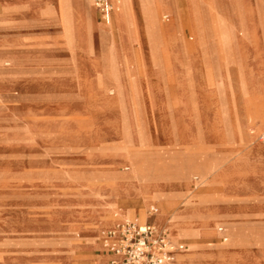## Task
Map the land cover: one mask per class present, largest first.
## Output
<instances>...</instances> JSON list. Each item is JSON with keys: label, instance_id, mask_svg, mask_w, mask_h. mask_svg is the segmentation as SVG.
Instances as JSON below:
<instances>
[{"label": "rangeland", "instance_id": "1", "mask_svg": "<svg viewBox=\"0 0 264 264\" xmlns=\"http://www.w3.org/2000/svg\"><path fill=\"white\" fill-rule=\"evenodd\" d=\"M19 1L0 0V264H94L105 256L103 231L111 226L103 216L127 217L142 206L138 193L117 182L133 174L136 162L145 180L150 173L171 181L177 169L187 171L185 192L206 196L192 210L209 224L184 237H200L188 239L185 252L231 244L228 264H264V129L232 127L231 107L222 101L231 83L207 76L217 68L206 57L184 67L206 74L199 83L206 113L199 114L197 100L190 92L182 98L170 76L179 80V48L173 62L169 51L170 36L180 41L185 26L264 25V0H199L197 12L192 0H177L180 25L166 2L158 21L172 26L165 33L156 28L147 45L134 24L112 41L84 27L78 32L75 15L67 32L56 3L36 14ZM238 84L243 95L264 97V82ZM213 91L219 100L208 114ZM247 108L250 120L264 121V102ZM109 194L117 205L99 212ZM143 204L137 210L147 217L153 205Z\"/></svg>", "mask_w": 264, "mask_h": 264}, {"label": "crops", "instance_id": "2", "mask_svg": "<svg viewBox=\"0 0 264 264\" xmlns=\"http://www.w3.org/2000/svg\"><path fill=\"white\" fill-rule=\"evenodd\" d=\"M46 1L48 0H38L36 3H32L30 10L36 12V14L42 11L46 7ZM252 1V0H250ZM94 0H92V3ZM179 5L184 6V0H179ZM94 6V3H93ZM96 6H94L95 8ZM96 18L103 24H110L113 21L114 11L111 14L109 21H103L99 15L97 9H95ZM169 17L164 18L165 21H168ZM45 22V21H44ZM42 23V21L40 22ZM179 48V80L177 75L174 76V81H179V94L182 98L188 96L190 92L192 97L197 100L198 113L204 115L206 110L202 106V94L200 82H204L206 79V74L201 71L193 70L191 72L184 71V67L187 65L194 66L196 60H201L206 57L210 59L213 63L212 65L216 66V70L212 74L213 78L216 81H223L225 83H231L230 87L226 86L225 94L222 97V101L226 106L231 107L232 127L240 131H247L249 129H258L260 126L261 130L264 129V121L260 119H249L248 115L251 110L247 107H254L255 105L262 104L264 97L260 95L253 94L252 96L243 95L241 88L238 84L240 80L243 81H259L264 82V25H225V26H203V27H193L185 26L181 32L180 41L179 36H177L176 41L173 43V37L170 36L169 51H170V61L173 62V50ZM165 49L167 46L165 45ZM125 75H122L123 77ZM210 77V76H209ZM173 87V86H172ZM172 87H170L172 89ZM169 90V98L175 96L177 93L178 86L176 85L175 92ZM219 98H217L215 91L208 94V101L211 103V110L207 111L208 114L213 113L214 104L218 103ZM236 125V127H235ZM179 127L184 128L183 119L179 120ZM264 131L261 132V134ZM260 134V135H261ZM255 136V135H254ZM253 136L251 137L252 140ZM246 144L250 143V140H246ZM264 143V142H263ZM154 179L152 174H148L147 182L150 183ZM198 176L195 175L192 177L193 181H197ZM188 187L189 182H188ZM193 188H196V185L193 184ZM149 189V187L147 188ZM177 186H169L166 189L167 198H161L157 203L162 202L161 210L168 211L169 208H174L175 211L180 214V226L183 228L196 229L202 226H208V218H199L193 215V207H195L202 200L199 198H192L189 193L185 192V186L181 187V181L179 185L180 195L176 194ZM192 189V188H191ZM160 191H164L160 190ZM224 194V193H223ZM169 195V196H168ZM138 196L141 199L142 206L135 207L140 209L143 207V202L146 204L144 198L141 195ZM171 206V207H170ZM168 207V208H166ZM176 207V208H175ZM134 210L137 212H142L144 210ZM173 209V210H174ZM159 207L153 205L147 211V219L145 221H138L140 223H150L156 224L158 226H164L165 220L161 219L158 221ZM134 220V219H130ZM115 222V220H114ZM223 228V227H220ZM221 233L220 239L224 241L223 229L217 230ZM168 230V235L170 237ZM207 231H203L204 235ZM225 235L228 237L227 232ZM198 238H179L174 240L170 239L175 243H182L184 245L183 249L179 250L181 252L188 247V239L196 240ZM229 238V237H228ZM197 244H200L196 241ZM218 244V243H216ZM202 245V244H201ZM203 246V245H202ZM106 252L105 256L96 259L94 264H110V260L113 258V255ZM177 252V253H178ZM185 252V251H184ZM183 253V252H181Z\"/></svg>", "mask_w": 264, "mask_h": 264}, {"label": "bare ground", "instance_id": "3", "mask_svg": "<svg viewBox=\"0 0 264 264\" xmlns=\"http://www.w3.org/2000/svg\"><path fill=\"white\" fill-rule=\"evenodd\" d=\"M2 1H5V0H2ZM10 1H13V0H10ZM198 1L199 0L197 1L192 0V3L190 4L191 10L195 12L199 10ZM26 2L32 4V3H36L37 1L26 0ZM26 2L24 0V3ZM166 2L170 3V5L172 6L175 12V18H174L175 23L178 25L182 24L184 22V19H183V15L181 11H179L178 9L177 0H168V1L166 0L165 2H162V0H124V11L122 13H120L121 7H122V0H113L115 15L113 17V21L110 24H105L107 26L106 29H102L99 26L98 19L96 18V15H95V9H96V7L94 8L95 0L93 2L94 6L92 3V0H49L46 3H47V7L50 10L55 9L53 8L52 3L57 4V10L59 14L58 20L61 23L60 26L64 27L67 30V32L69 30L70 24L72 23V18L74 17V15H75V20L73 21V23L75 22V26L78 32L80 31L79 28L84 27L86 33L91 34L97 31L103 36L104 34H106L112 41H115L117 34L121 33L128 26V24H134L137 31L141 35H143V37L146 38V45H147L148 43H151L152 39L154 38L156 28L163 30L165 33L168 30H170L172 26V25L168 27L162 26L160 25L158 21V17H159L158 15L160 13V10L164 6V3ZM22 3L23 2L21 0L18 2L19 5ZM201 22H204V21H201ZM6 63H8V61ZM159 174H161V172ZM187 174H188L187 171H184L179 168L177 169L176 174H174L171 181L167 180L163 176L161 177V179H159L158 177L159 180H156V181L152 180L150 181V183H148L147 180H145V176H144L145 171L143 169L142 164L140 162H136L134 163L133 174L129 178L123 179V180H117V182L118 184L125 186L128 190L134 191L135 193H138L139 195H141L149 207V206L155 205L158 201H160L161 198H167L166 189L169 186H177L178 191L176 192V194L180 195V192H179L180 181H181V187L185 186ZM148 187L149 189H147ZM163 189L164 191H160ZM198 198L203 200L206 198V196L201 195ZM100 201H101L100 202L101 205L99 209L101 210H98L99 212L107 211L108 210L107 208L109 207L114 208L117 205V198L113 197V195L111 194H109L108 199H103ZM164 210L165 209L158 210V218L159 220L161 219L165 220L164 223L170 226L171 233L169 232V234L171 238L172 237L184 238L189 235L198 236L200 234L198 231L194 229L183 228L180 226V223H179V220H180L179 212L180 211L179 212L174 211L173 213H170ZM126 216L127 217H123V216L120 217L118 216V214H115L114 215L115 223H114V219L110 220L109 215L107 214L104 215L103 218L106 220H109L108 224L109 226H111L110 229L115 228L118 225L119 221H122V220L134 219V220H138L142 222L147 219L145 211H142V212L132 211ZM97 229L98 228L95 226V224H91L89 226L88 231L89 233L93 234V238H94L92 240H97L96 235H94ZM220 229H223V228H220ZM226 232H227V229L225 228L223 232L224 242H228L229 240V238L225 235ZM230 246L231 244L216 247V249L212 253H209V252L204 253L197 246H193L190 248V251L188 252L181 253V252H184L185 250L178 252L180 254L176 256L173 262L171 261L170 264H193L194 261H198L199 264H212L214 262L216 264H228L231 262V258H232V252H230L229 250ZM178 253H176V255ZM103 264H107V263H103Z\"/></svg>", "mask_w": 264, "mask_h": 264}, {"label": "built area", "instance_id": "4", "mask_svg": "<svg viewBox=\"0 0 264 264\" xmlns=\"http://www.w3.org/2000/svg\"><path fill=\"white\" fill-rule=\"evenodd\" d=\"M95 6L101 19L109 21L113 0H95ZM259 138L264 142V132ZM103 234L105 249L113 255L110 264H170L184 247L170 239L166 227L136 220H123Z\"/></svg>", "mask_w": 264, "mask_h": 264}]
</instances>
